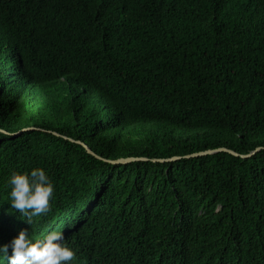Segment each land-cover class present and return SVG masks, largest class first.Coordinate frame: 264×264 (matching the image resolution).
Instances as JSON below:
<instances>
[{
    "label": "trees",
    "instance_id": "1",
    "mask_svg": "<svg viewBox=\"0 0 264 264\" xmlns=\"http://www.w3.org/2000/svg\"><path fill=\"white\" fill-rule=\"evenodd\" d=\"M36 166L30 225L7 179ZM21 229L69 264H264V0H0V244Z\"/></svg>",
    "mask_w": 264,
    "mask_h": 264
},
{
    "label": "clouds",
    "instance_id": "2",
    "mask_svg": "<svg viewBox=\"0 0 264 264\" xmlns=\"http://www.w3.org/2000/svg\"><path fill=\"white\" fill-rule=\"evenodd\" d=\"M7 184L6 201L26 223L32 225L33 218L49 212L54 185L45 169L36 166L28 171H14ZM63 241V232L49 231L40 239H33L21 229L9 243L0 244V260L7 259L8 264H69L75 253Z\"/></svg>",
    "mask_w": 264,
    "mask_h": 264
},
{
    "label": "water",
    "instance_id": "3",
    "mask_svg": "<svg viewBox=\"0 0 264 264\" xmlns=\"http://www.w3.org/2000/svg\"><path fill=\"white\" fill-rule=\"evenodd\" d=\"M209 152H211V151H208V152H201V153H196V154H194L193 156L203 155V154H207V153H209ZM132 160H134V159H125V160H120L119 162H121V163H126V162H129V161H132Z\"/></svg>",
    "mask_w": 264,
    "mask_h": 264
}]
</instances>
